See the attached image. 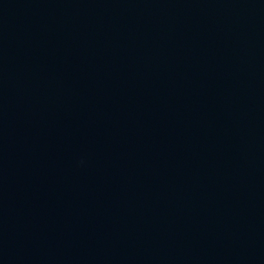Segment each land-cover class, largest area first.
I'll return each mask as SVG.
<instances>
[{"label":"water","instance_id":"95a60500","mask_svg":"<svg viewBox=\"0 0 264 264\" xmlns=\"http://www.w3.org/2000/svg\"><path fill=\"white\" fill-rule=\"evenodd\" d=\"M0 264H264V0H0Z\"/></svg>","mask_w":264,"mask_h":264}]
</instances>
